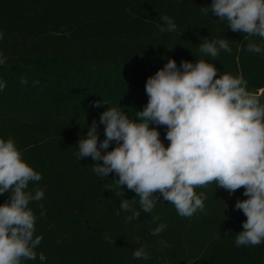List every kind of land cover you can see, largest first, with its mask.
Returning a JSON list of instances; mask_svg holds the SVG:
<instances>
[{
  "label": "trees",
  "instance_id": "16d2710c",
  "mask_svg": "<svg viewBox=\"0 0 264 264\" xmlns=\"http://www.w3.org/2000/svg\"><path fill=\"white\" fill-rule=\"evenodd\" d=\"M212 0H0V139L13 138L22 158L41 174L29 191L43 189L30 201L36 216L34 236L42 237L34 260L22 264H264V242L237 246L246 216L235 209L247 199L214 183L204 192V211L178 215L174 205L156 193L151 213L126 222L120 210L129 199L139 210V197L117 188L115 173L100 177L91 157L78 159L79 140L92 122L105 139L100 115L115 107L130 119L148 103L146 81L168 59H203L220 74L243 75L249 91L264 94V53L247 50L249 39L233 32L211 12ZM162 15L177 26L166 27ZM159 25V27H158ZM226 39L232 52L213 59L200 52L205 39ZM27 83H21V79ZM38 81V84H34ZM100 107H96V102ZM105 101L107 103H105ZM167 147L166 126L150 124ZM115 147L110 144L108 151ZM102 163V161L100 162ZM10 194L0 195V205ZM41 205L43 207L41 208ZM119 211V215L117 212ZM44 213L41 215V213ZM152 216L159 220L152 222ZM166 225L159 235L151 230ZM143 247L148 259L133 252Z\"/></svg>",
  "mask_w": 264,
  "mask_h": 264
},
{
  "label": "clouds",
  "instance_id": "9594fccd",
  "mask_svg": "<svg viewBox=\"0 0 264 264\" xmlns=\"http://www.w3.org/2000/svg\"><path fill=\"white\" fill-rule=\"evenodd\" d=\"M201 12L226 21L233 32L264 41V0H212ZM161 19L166 25L160 27L161 32L177 30L169 16ZM221 50L232 52L226 39L206 38L200 44V52L213 59ZM247 50L264 53V43L249 39ZM4 63L6 58L0 53V65ZM218 71L203 59L185 60L179 67L175 59H168L146 81L149 99L136 113L139 120L109 107L100 115L105 139L99 140L94 120L87 136L79 140L77 157H91L95 174L108 177L115 173L117 188L126 186L139 197V210L129 199L121 202L120 210L130 213L126 222L137 220L141 211L151 213L159 200L156 193L174 205L178 215L192 217L198 210L204 211L207 198L204 192L197 194L196 188L214 183L229 194L243 188L247 199H237L235 209L242 211L246 220L235 244L256 246L264 242V104L248 90L242 74L218 76ZM21 83L27 80L22 78ZM5 87L6 83L0 82V90ZM95 106L100 107V102ZM150 124L167 127V147ZM113 142L115 147L108 151ZM41 179L22 158L13 138L0 139V195L10 194L0 205V264L36 259L35 249L42 237L34 236L37 218L29 203L40 201L44 191L36 188L33 194L28 188L29 182ZM157 220L159 216H152L153 223ZM165 227L159 224L151 230L152 235H159ZM133 257L149 258L143 247L137 248Z\"/></svg>",
  "mask_w": 264,
  "mask_h": 264
},
{
  "label": "rangeland",
  "instance_id": "374dc122",
  "mask_svg": "<svg viewBox=\"0 0 264 264\" xmlns=\"http://www.w3.org/2000/svg\"><path fill=\"white\" fill-rule=\"evenodd\" d=\"M255 94H257L260 97L261 104H264V94H263V90L262 89H259V90H257V92Z\"/></svg>",
  "mask_w": 264,
  "mask_h": 264
}]
</instances>
